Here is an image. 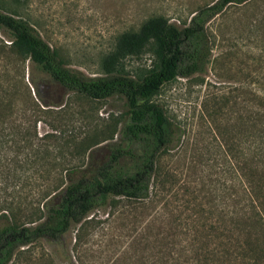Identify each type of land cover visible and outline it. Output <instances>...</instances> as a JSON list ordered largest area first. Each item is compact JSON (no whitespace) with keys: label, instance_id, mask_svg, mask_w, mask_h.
<instances>
[{"label":"trees","instance_id":"trees-1","mask_svg":"<svg viewBox=\"0 0 264 264\" xmlns=\"http://www.w3.org/2000/svg\"><path fill=\"white\" fill-rule=\"evenodd\" d=\"M247 2L213 0L197 8L181 26L161 15L150 17L137 29L116 35L112 49L100 60V72L92 76L64 64L57 50L18 14L19 1L13 6L9 2L13 8L0 2V28L9 35L8 43L0 39V59L4 53L28 59L48 85L88 99L119 96L127 116L120 128L126 145L110 147L98 164H59V176L43 186L28 218L16 216L17 204L12 206V201L0 208V264H11L20 247L38 238L58 240L71 224L98 207L149 198L157 184L160 157L174 140L173 124L153 97L164 84L204 71L211 56L206 23L227 6ZM259 41L258 51L249 53L253 66L243 74L244 80L205 96L209 105L203 107L221 155L211 166L221 164L219 177L208 180L203 205L199 202L198 210L191 208L195 214L184 218L189 219L186 242L174 240L176 232L165 231L150 264H264V34ZM144 53L149 58L147 66L129 73L126 60ZM30 83L41 102L38 89ZM24 93L33 102L26 84ZM13 94L0 80V152H14L12 164H1L0 177H10L16 187L15 181L44 158L48 148L35 143L34 121L12 124ZM35 105L29 106V112L36 120L42 108L35 110ZM85 143L88 149L87 139ZM171 221H176L173 228L181 226L178 215Z\"/></svg>","mask_w":264,"mask_h":264},{"label":"rangeland","instance_id":"rangeland-1","mask_svg":"<svg viewBox=\"0 0 264 264\" xmlns=\"http://www.w3.org/2000/svg\"><path fill=\"white\" fill-rule=\"evenodd\" d=\"M17 1L18 14L27 18L42 39L57 50L64 64L92 76L100 72V60L112 49L119 32L137 29L156 15L181 26L197 8L213 0ZM0 2L10 8L16 0ZM206 30L211 56L204 71L164 84L153 97L173 124L174 140L160 157L157 184L151 188L149 198L139 203L120 201L98 207L88 213L85 221L71 224L58 240L38 238L20 247L11 264H143V259L144 264H150L165 231L176 232L174 240L186 242L189 219L184 218L195 214L191 208L198 210L203 205L208 180L219 177L221 166H211L221 160V155L203 107L208 104L205 96L244 80L243 74L253 66L248 56L258 51L256 45L261 44L259 39L264 34V0L227 6L209 19ZM8 36L0 28L4 43L9 42ZM148 63V54L144 53L127 59L126 69L136 72ZM46 79L28 59L7 53L0 59V80L14 93L12 124L23 119L34 121L35 143L48 148L44 158L15 181L16 187L10 177H0V208L12 201V206L17 204L14 212L20 220L28 218L37 207L43 186L59 176V164H98L106 159L110 147L126 145L120 133L127 121L121 97L88 99L48 85ZM30 82L38 89L41 102L35 98ZM25 84L36 103L35 110L42 108L36 120L29 112L33 102L25 96ZM85 139L90 144L88 149L84 148ZM13 161V151L0 152V167ZM177 215L181 226L173 228L176 221L171 219Z\"/></svg>","mask_w":264,"mask_h":264}]
</instances>
